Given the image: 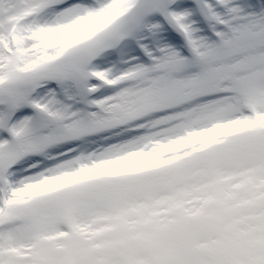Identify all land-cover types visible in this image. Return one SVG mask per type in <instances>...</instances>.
I'll return each mask as SVG.
<instances>
[{
	"label": "snow or ice",
	"instance_id": "obj_1",
	"mask_svg": "<svg viewBox=\"0 0 264 264\" xmlns=\"http://www.w3.org/2000/svg\"><path fill=\"white\" fill-rule=\"evenodd\" d=\"M0 264H264V0H0Z\"/></svg>",
	"mask_w": 264,
	"mask_h": 264
}]
</instances>
